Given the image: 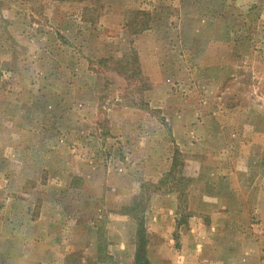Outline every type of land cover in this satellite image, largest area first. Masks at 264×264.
Here are the masks:
<instances>
[{"label":"rangeland","instance_id":"rangeland-1","mask_svg":"<svg viewBox=\"0 0 264 264\" xmlns=\"http://www.w3.org/2000/svg\"><path fill=\"white\" fill-rule=\"evenodd\" d=\"M144 239L264 264V0H0V264Z\"/></svg>","mask_w":264,"mask_h":264},{"label":"crops","instance_id":"crops-1","mask_svg":"<svg viewBox=\"0 0 264 264\" xmlns=\"http://www.w3.org/2000/svg\"><path fill=\"white\" fill-rule=\"evenodd\" d=\"M179 223L178 221H176V224H173V225H170V226H167V229H166V232H170V230H172L173 233H180L181 235H183V238L185 235H188V237H191V234L192 232H195V228L192 227V225H188L187 227H179ZM47 231V228H45V231L43 233V235H46L48 234ZM158 232L162 233L163 230H157V234ZM157 234H154L153 236H157ZM172 237V235H171ZM45 239V238H44ZM173 239V237H172ZM43 240V239H42ZM41 240V241H42ZM50 240V239H49ZM184 240V239H183ZM184 247L185 246V243H184ZM47 248L48 246L45 245V250H44V255L43 257H41L39 260V264H42V263H46V264H59V259L57 261V258L55 255H57L54 251L53 252H48L47 251ZM55 256V258H54ZM147 256V259L149 260V262L151 264H193L192 261H189L188 258L185 256V252L182 251L181 255L180 254H176V255H170L169 258H164V259H157L156 261L155 260H151L148 258V255ZM53 259H55V262L53 261ZM133 260V258H132ZM19 262H22V263H26V259L24 258L23 261H20ZM210 264H222V263H219L218 261H210L209 262ZM195 264V263H194Z\"/></svg>","mask_w":264,"mask_h":264},{"label":"trees","instance_id":"trees-1","mask_svg":"<svg viewBox=\"0 0 264 264\" xmlns=\"http://www.w3.org/2000/svg\"><path fill=\"white\" fill-rule=\"evenodd\" d=\"M138 71L139 70L136 69V72ZM141 199H142L141 196L133 198L132 203L128 206H125V207H128L127 211L125 210L124 207H122V209H124L123 213L131 216L135 220V224H136L135 235L143 232V229H144V215H143L144 210H143V207L140 206ZM146 244H147V240L145 239L142 243H140L139 241H136V247H135L132 264H151L146 256Z\"/></svg>","mask_w":264,"mask_h":264}]
</instances>
